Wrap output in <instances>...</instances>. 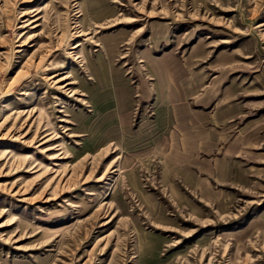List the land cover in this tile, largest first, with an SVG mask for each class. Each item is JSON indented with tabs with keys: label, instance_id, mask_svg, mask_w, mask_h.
<instances>
[{
	"label": "rangeland",
	"instance_id": "374dc122",
	"mask_svg": "<svg viewBox=\"0 0 264 264\" xmlns=\"http://www.w3.org/2000/svg\"><path fill=\"white\" fill-rule=\"evenodd\" d=\"M0 264H264V0H0Z\"/></svg>",
	"mask_w": 264,
	"mask_h": 264
},
{
	"label": "bare ground",
	"instance_id": "6f19581e",
	"mask_svg": "<svg viewBox=\"0 0 264 264\" xmlns=\"http://www.w3.org/2000/svg\"><path fill=\"white\" fill-rule=\"evenodd\" d=\"M60 80V79H59Z\"/></svg>",
	"mask_w": 264,
	"mask_h": 264
}]
</instances>
